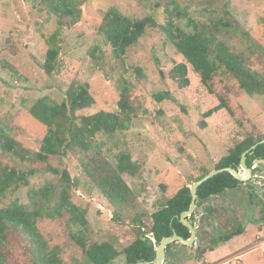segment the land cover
Returning <instances> with one entry per match:
<instances>
[{
    "label": "rangeland",
    "instance_id": "rangeland-1",
    "mask_svg": "<svg viewBox=\"0 0 264 264\" xmlns=\"http://www.w3.org/2000/svg\"><path fill=\"white\" fill-rule=\"evenodd\" d=\"M224 1L179 0L190 11V19L218 31L219 38L229 42L252 68L264 74V0H228L230 15L225 14ZM160 2L162 6H158L159 0H77L80 13L73 19L47 12L42 0H0V129H5L30 153L40 149L47 133V126L29 112L34 100L49 96L60 103L72 80L77 79L88 83L95 97L94 105L78 112L88 115L100 109L119 111L127 88L125 97L134 108L129 129L117 131L112 137L99 134L95 143L101 149L93 148L90 156L68 161L73 175H79L82 182L73 190L72 199L86 210L89 241H108L120 251L108 264H127L123 249L141 234L139 224L133 222L136 212L146 214V225L141 230L147 231L149 215L156 210L157 201L175 195L202 168L214 170L235 138L251 130L264 133V94L249 95L230 76L223 81L230 90L233 115L229 109H220L203 117L219 103L218 98L202 85L192 67L190 84L185 88H179L169 78V70L186 59L160 27L148 29L140 42L122 56H115L99 33L103 12L116 7L133 17L152 14L163 23L165 2ZM221 17L224 21L229 19L233 26H221ZM180 23L188 25L189 19L183 18ZM215 25L219 28L215 29ZM242 31L249 35H242ZM55 32L60 50L55 69L48 73L40 63L46 58L49 38ZM123 153L138 163L139 171L135 175L123 174L133 196L122 219L117 220L114 206L101 196L93 179L76 166L89 164L92 156L116 164ZM0 164L27 168V162L1 148ZM260 165V174L264 175V162ZM30 182L31 186L41 187L47 182L58 184V179L51 173L37 172ZM249 187L227 189L200 204L195 219L200 225L197 235L201 242L186 248L176 242L163 264H264V179ZM28 190L29 187H22L7 191L0 198V208L15 199L28 203ZM252 190L254 199L249 195ZM209 208L213 209L211 214ZM69 216L65 212L54 219L41 217L37 226L42 240L47 249L61 247L63 264H91L70 237ZM238 227H243L241 233H233L229 240L200 256L198 249L209 247L219 228L231 233Z\"/></svg>",
    "mask_w": 264,
    "mask_h": 264
},
{
    "label": "trees",
    "instance_id": "trees-1",
    "mask_svg": "<svg viewBox=\"0 0 264 264\" xmlns=\"http://www.w3.org/2000/svg\"><path fill=\"white\" fill-rule=\"evenodd\" d=\"M152 1V0H141ZM159 0L158 6H162ZM164 22L159 23L152 14L133 17L122 13L118 8L111 7L103 12L99 26V33L105 43L112 47L115 56L125 54L129 48L140 42L148 29L160 27L175 49L186 59V62L175 64L168 72L179 88L190 84L189 67L200 76L202 85L209 93L218 98L219 103L204 113V118L210 117L220 109H229L230 90L223 81L230 76L238 87L249 95L264 94V74L252 68L246 58L238 53L226 40L219 38L218 31L208 24H198L190 19V11L181 5L179 0H163ZM223 2V1H222ZM47 12L58 17L78 18L79 9L77 0H42ZM225 14L230 15L228 0L224 1ZM188 18V25L180 21ZM220 25L233 26L228 19L221 17ZM235 27V26H234ZM218 29L219 26L215 25ZM238 31L239 29L235 27ZM242 35L249 33L242 31ZM58 32L50 36V46L46 58L40 65L48 73L55 69L59 55ZM93 55H94V51ZM142 75L140 68H136ZM164 76V71H161ZM127 88H124L122 99L119 102V111L100 109L93 114L78 112L90 108L95 103L91 87L86 82L77 79L70 83L64 99L59 103L49 96H42L32 102L30 114L47 126L41 147L35 153H30L20 143L11 138L5 129H0V148L6 154L27 162V168L10 167L0 164V198L11 189L29 187L28 203L15 199L7 206L0 208V264H63L60 259L61 247L56 245L47 249V243L42 240L38 230V220L41 217L54 219L62 217L64 213L70 216L67 228L71 239L82 249L86 259L91 264H108L120 251L108 241H89L86 235L88 220L86 210L77 205L72 199L74 189L82 185L79 175H73V168L68 161L74 157L90 156L91 150L100 148L96 145V137L105 134L112 137L117 131L128 130L133 120L134 108L125 97ZM205 124V121L202 122ZM264 139V133H254L253 130L245 133L241 138H235L228 152L215 164L213 169L233 167L239 169L243 152ZM90 163L77 165L78 171H85L94 181L95 188L114 206V217L119 220L123 217L124 208L130 203L133 190L123 178L124 173L135 175L139 171L137 162L132 161L128 153H123L116 164L90 157ZM264 160V144L260 143L246 155L249 167L256 161ZM92 167V170L89 169ZM211 170L202 168L201 172L189 182L192 184ZM260 173V167L254 173ZM37 172H48L55 175L58 184L47 182L41 187L31 186L30 178ZM251 180L241 182L230 172H221L198 187L196 207L207 202L212 196L223 193L227 189H240L242 186H251ZM182 186L170 198L157 201V207L149 215L150 226L147 231L141 228L146 224V214L136 212L133 222L139 224L141 234L130 244L124 247L123 254L127 264H145L156 256V246L145 234L153 233L157 245L163 237L177 233L189 238V229L180 221V215L190 207V185ZM252 188V187H249ZM249 195L256 197L254 190ZM264 210V202H263ZM197 211V210H196ZM196 211L190 220L195 222ZM213 209H208L212 213ZM200 227V225H199ZM218 235L212 237L209 247L198 249L200 256L208 250H214L219 243L229 240L235 232L241 233L243 227H238L231 233H223L219 228ZM176 242L166 248V255ZM183 246V245H182ZM185 247V246H183ZM186 248V247H185Z\"/></svg>",
    "mask_w": 264,
    "mask_h": 264
},
{
    "label": "water",
    "instance_id": "water-1",
    "mask_svg": "<svg viewBox=\"0 0 264 264\" xmlns=\"http://www.w3.org/2000/svg\"><path fill=\"white\" fill-rule=\"evenodd\" d=\"M263 143L264 139H262L260 142L254 144L250 149L243 152L239 169L233 168V167H225L220 169H214L210 171L208 174L204 175L202 178L198 179L197 181L193 182L190 185V193H191V203L190 207L183 211L180 215V221L190 229L191 237L186 239L183 236L178 235L177 233H173L171 236L163 237L159 245L156 247V256L155 258L150 262H145V264H163L165 262V255H166V247L168 244L177 241L185 246L192 245L197 238L196 230L191 224V222L188 220V218L194 213L196 208V201H197V192L198 187L203 184L205 181L213 177L214 175L221 173V172H230L236 179L239 181H246L248 180L252 175V168L249 167L246 163V155L252 150L257 147L258 144ZM245 172V173H244Z\"/></svg>",
    "mask_w": 264,
    "mask_h": 264
},
{
    "label": "flooded vegetation",
    "instance_id": "flooded-vegetation-1",
    "mask_svg": "<svg viewBox=\"0 0 264 264\" xmlns=\"http://www.w3.org/2000/svg\"><path fill=\"white\" fill-rule=\"evenodd\" d=\"M262 161V160H261ZM261 161H256L253 165H252V175H251V177L248 179V180H246V181H241V182H248V181H250L251 180V185H255L256 183H258L259 182V179H264V175L263 174H260V173H258L257 171H256V173H254V170L256 169V168H258V167H261V165H260V162ZM262 162H264V161H262ZM256 164V165H255ZM255 165V166H254ZM245 173V172H244ZM252 189H254V187H252ZM197 202V201H196ZM197 208V207H196ZM195 208V211L197 210ZM212 209V208H211ZM194 211V212H195ZM198 211H196V213H197ZM198 214V213H197ZM191 217V216H190ZM190 217L188 218V220L191 222V224L193 225V227L195 228V230H196V234H197V228L199 227V224H197L196 223V220H195V222H192L191 220H190ZM182 223V222H181ZM183 224V223H182ZM184 225V224H183ZM185 226V225H184ZM188 228V227H187ZM189 229V228H188ZM189 231H190V229H189ZM191 233V232H190ZM190 237H191V235H190ZM189 237V238H190ZM186 239H188V238H186ZM174 242H177V241H174ZM199 242H201V237H200V235H197V238L195 239V241H194V243L192 244V245H188V246H193V245H195V244H197V243H199ZM179 243V242H178ZM179 244H181V243H179ZM155 245H157V242L155 243ZM169 245V244H168ZM167 245V246H168ZM181 245H183V244H181ZM158 246V245H157ZM156 246V247H157ZM183 246H185V245H183ZM188 246H185V247H188ZM167 248V247H166ZM200 249V248H199ZM208 251H211V250H208ZM166 256V255H165Z\"/></svg>",
    "mask_w": 264,
    "mask_h": 264
},
{
    "label": "built area",
    "instance_id": "built-area-1",
    "mask_svg": "<svg viewBox=\"0 0 264 264\" xmlns=\"http://www.w3.org/2000/svg\"><path fill=\"white\" fill-rule=\"evenodd\" d=\"M255 165H256V164H255ZM255 165H254V166H255ZM147 237H149V238L152 240L153 244L155 245V243H156V239L154 238L153 234H148Z\"/></svg>",
    "mask_w": 264,
    "mask_h": 264
},
{
    "label": "clouds",
    "instance_id": "clouds-1",
    "mask_svg": "<svg viewBox=\"0 0 264 264\" xmlns=\"http://www.w3.org/2000/svg\"><path fill=\"white\" fill-rule=\"evenodd\" d=\"M148 234H153V233H147V234H145V236L147 237ZM153 236H154V235H153ZM147 238H149V237H147ZM149 239H150V238H149ZM151 241H152V240H151ZM155 246H156V245H155Z\"/></svg>",
    "mask_w": 264,
    "mask_h": 264
},
{
    "label": "crops",
    "instance_id": "crops-1",
    "mask_svg": "<svg viewBox=\"0 0 264 264\" xmlns=\"http://www.w3.org/2000/svg\"><path fill=\"white\" fill-rule=\"evenodd\" d=\"M262 234V233H261Z\"/></svg>",
    "mask_w": 264,
    "mask_h": 264
}]
</instances>
